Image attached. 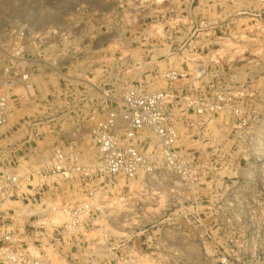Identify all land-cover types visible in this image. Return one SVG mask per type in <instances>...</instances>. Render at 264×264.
<instances>
[{
	"label": "rangeland",
	"instance_id": "rangeland-1",
	"mask_svg": "<svg viewBox=\"0 0 264 264\" xmlns=\"http://www.w3.org/2000/svg\"><path fill=\"white\" fill-rule=\"evenodd\" d=\"M0 14V183H18L0 192V249L11 235L36 264H264V0H0ZM138 85L169 96L191 182L51 175L55 148L95 165L91 129ZM84 201L68 228L63 209Z\"/></svg>",
	"mask_w": 264,
	"mask_h": 264
},
{
	"label": "built area",
	"instance_id": "built-area-1",
	"mask_svg": "<svg viewBox=\"0 0 264 264\" xmlns=\"http://www.w3.org/2000/svg\"><path fill=\"white\" fill-rule=\"evenodd\" d=\"M4 21L0 16V22ZM24 32L22 29V34ZM29 75L20 74L26 87L31 85ZM165 76L168 79L175 78L174 73H167ZM168 104L170 100L165 91H149L140 85L130 87L122 97L120 111L110 113L91 129L92 141L97 150L95 165L88 171L79 162V155L75 150L55 148L47 165L48 172L61 178L99 172L108 177L127 180L168 177L182 184L191 182V164L180 154L176 145L178 133L170 120ZM7 109L6 96L0 95V123L4 120ZM16 179L14 175L3 177L0 183L1 194L10 195L18 186ZM89 194L93 193L90 191ZM89 205L84 201L73 209H63V213L69 218L68 228L78 223L79 215L86 212ZM2 238L3 246L0 250L6 264L35 262L13 250L14 237L4 235Z\"/></svg>",
	"mask_w": 264,
	"mask_h": 264
}]
</instances>
